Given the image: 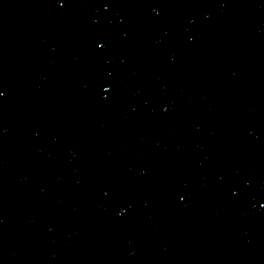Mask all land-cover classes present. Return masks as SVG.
<instances>
[{
    "label": "water",
    "instance_id": "water-1",
    "mask_svg": "<svg viewBox=\"0 0 264 264\" xmlns=\"http://www.w3.org/2000/svg\"><path fill=\"white\" fill-rule=\"evenodd\" d=\"M0 264H264V0H0Z\"/></svg>",
    "mask_w": 264,
    "mask_h": 264
}]
</instances>
